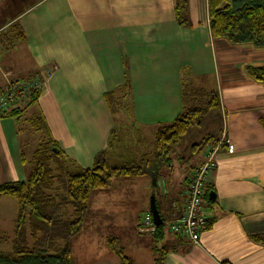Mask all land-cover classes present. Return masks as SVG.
Here are the masks:
<instances>
[{
	"label": "crops",
	"instance_id": "obj_1",
	"mask_svg": "<svg viewBox=\"0 0 264 264\" xmlns=\"http://www.w3.org/2000/svg\"><path fill=\"white\" fill-rule=\"evenodd\" d=\"M182 2L0 0V92L12 80H35L42 90L23 118L41 112L67 159L91 167L104 148L113 158L153 157L155 150L144 142L152 137L155 145L157 127L182 112L185 85L216 91L226 137L235 150L220 152L209 176L208 187L216 196L204 198L202 214L209 225L200 244L172 232L168 220L173 200L179 201L181 214L187 185L206 148L194 163L190 151L163 167L158 185L152 168L93 189L85 221L139 224L154 194L166 224L159 243L165 250L163 264H264V81L250 73L264 66V45L214 36L208 0H186L188 23L181 24L176 4ZM127 81L130 107L115 113L111 102L121 98ZM23 129L37 133L27 120L0 117V184L28 178ZM19 207L15 196L0 195V235L7 239L5 221L11 220L15 236ZM94 228L71 238L75 263L74 244L86 242L91 237L83 230ZM146 239L137 254L144 264H154L156 238ZM92 243L97 244L88 239L84 245L87 252L94 251ZM105 258L107 264L112 260Z\"/></svg>",
	"mask_w": 264,
	"mask_h": 264
},
{
	"label": "trees",
	"instance_id": "obj_2",
	"mask_svg": "<svg viewBox=\"0 0 264 264\" xmlns=\"http://www.w3.org/2000/svg\"><path fill=\"white\" fill-rule=\"evenodd\" d=\"M208 5L210 29L214 36H225L233 42L250 41L264 45V0H208ZM176 11L180 23H188L186 0L176 4ZM250 73L256 79L264 81V66L250 68ZM41 90V87L34 88L26 103L14 104L0 115L15 116L19 121L27 120L31 127L40 133L33 153L34 163L29 165L27 180L0 184V195H13L20 204L13 248H0V264H77L72 258L70 240L82 230L93 189L108 187L114 177L142 175L152 168L156 171L155 185H158L157 180L162 175L163 167H170L181 154L180 159L183 158L181 152L185 149L183 147L187 136L196 133L199 128L207 129L191 144L190 151L193 156L208 145L217 144L224 134L219 94L186 84L183 93L185 106L182 112L174 121L157 127L153 157L145 154L139 160L113 164V156L111 157L108 149L104 148L96 154L93 166L83 167L67 159L58 142L52 137L41 112L23 118L27 108L38 101ZM124 90L121 98L111 102L115 113L123 107H130L128 81ZM202 97L207 100L205 107L197 105ZM262 122L264 124V119ZM211 189L212 186L208 187L205 195L208 199ZM62 208L68 214L67 218L60 217ZM163 224L159 225L154 233V264H163L165 257V250L159 244L163 237ZM61 227H64V244L55 246L50 241L54 247H44L42 240H46L49 231ZM54 234L57 238L55 231ZM29 236L33 239L32 245L29 244ZM5 239L7 236L0 235V241ZM115 241V237L107 239L111 250L117 252L121 258V264H136Z\"/></svg>",
	"mask_w": 264,
	"mask_h": 264
},
{
	"label": "rangeland",
	"instance_id": "obj_3",
	"mask_svg": "<svg viewBox=\"0 0 264 264\" xmlns=\"http://www.w3.org/2000/svg\"><path fill=\"white\" fill-rule=\"evenodd\" d=\"M207 96V94H206ZM201 99V98H200ZM207 100L202 97V99L200 100V102L197 104L198 106L201 107H205L207 106ZM25 123H22V126ZM125 125V122H123L122 126L119 128V132L122 131V127ZM213 126V125H212ZM24 128V127H23ZM209 129V128H208ZM198 131H195L196 133H192L189 136L186 137L185 141H184V145L185 149L184 152H181L183 154L186 153H190V146L192 143H194L195 141H197L203 134L207 131L206 128H199L197 129ZM34 132V131H33ZM123 136H125L122 133ZM22 138L24 141V149L26 152V158H27V164L30 165L32 163H34V156H33V151L35 149V146H37V143L40 139V133L39 132H34L32 134H29V132L26 129H23L22 131ZM154 141L152 139V137H148V140H146L144 142V146L145 147H149L152 150H155V145L153 144ZM203 154V150L197 152L195 155H193V157H191L189 159L190 163H194L199 156H201ZM182 156V154H181ZM180 156V157H181ZM129 157L131 156H127L126 158H122V157H115L112 158L111 162L113 164H122L125 160H130ZM180 157L177 158L178 160H180ZM134 157H131V159H133ZM114 187V186H112ZM111 187V188H112ZM118 187L122 188L121 184H118ZM129 189V188H127ZM124 189H120L118 192H122ZM65 210L62 208L61 211V215L60 217L63 218H67L68 214L64 212ZM104 216V215H101ZM142 219V218H141ZM135 223V228L133 227ZM90 225H94L95 228L92 229L94 231V233L91 230H83V232L89 234L91 238H88L90 241H92L93 239H95L97 244H93V248L94 251L92 252H87L85 250L84 245L88 242L87 237L84 238L83 240H85L86 242L81 241L82 244H80V241H78L77 245L74 244L73 249H74V260L78 263L81 264H107V260H105V257H112V260L109 264H121V258L119 257V255L117 254V252L115 251H111L108 247L107 244H105V240L106 237H115L116 238V244H118L119 247H121L125 254L128 255L135 263H146L147 261L145 259L140 260L138 257V249H140L142 247V245L144 243H146L147 241V237H153V239L156 238L154 233L151 234H146V233H142L139 230V224H136V221H108V220H96L95 222H89V221H84V225L82 227V229H86L88 228ZM61 226H63V224H61ZM88 226V227H87ZM163 226L166 228V224H163ZM5 227H6V231L4 232L5 234L10 235L9 238L7 239L6 242H4L2 244V248L5 250H10L13 248V239L14 236L12 234L11 231V220L6 219L5 221ZM54 231L56 232V234L58 235L57 238H55V234ZM64 233V227H61L57 230H51L49 231L48 235H46V240H42V245L44 247H50L53 248L54 245L56 246L57 244H64L65 240L62 239ZM93 235H91V234ZM3 234V233H2ZM4 238V237H3ZM81 238V237H80ZM104 239V240H103ZM82 240V239H79ZM53 242V244L51 245V242ZM104 241V243H103ZM29 244L32 245L33 244V239L30 238L29 236ZM52 251V249L50 250Z\"/></svg>",
	"mask_w": 264,
	"mask_h": 264
},
{
	"label": "built area",
	"instance_id": "obj_4",
	"mask_svg": "<svg viewBox=\"0 0 264 264\" xmlns=\"http://www.w3.org/2000/svg\"><path fill=\"white\" fill-rule=\"evenodd\" d=\"M36 87L37 82L35 80L27 82L10 81L7 89L0 92V115L9 110L14 104L26 103ZM224 150L228 152H234L235 150V145L226 137L225 130L223 137L217 144L207 146L204 161L191 176L181 214H178L179 201H172L171 217L168 220L170 230L174 233L187 235L194 244L201 243L202 231L209 225L208 218L202 214V208L208 190L209 176L217 165L218 154ZM158 226L151 210L143 213L139 223L140 232L155 233Z\"/></svg>",
	"mask_w": 264,
	"mask_h": 264
},
{
	"label": "water",
	"instance_id": "obj_5",
	"mask_svg": "<svg viewBox=\"0 0 264 264\" xmlns=\"http://www.w3.org/2000/svg\"><path fill=\"white\" fill-rule=\"evenodd\" d=\"M216 196V192L215 191H211L210 194H209V197L210 198H214ZM151 212L153 214V217H154V220L155 222L158 224V225H162L164 223V219L160 213V210L157 206V203H156V197L155 195L153 194L151 196Z\"/></svg>",
	"mask_w": 264,
	"mask_h": 264
}]
</instances>
